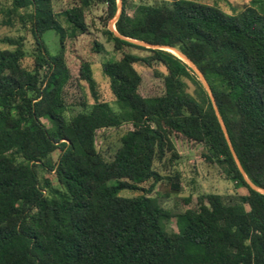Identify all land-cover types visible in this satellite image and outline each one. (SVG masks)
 <instances>
[{
    "label": "trees",
    "instance_id": "trees-1",
    "mask_svg": "<svg viewBox=\"0 0 264 264\" xmlns=\"http://www.w3.org/2000/svg\"><path fill=\"white\" fill-rule=\"evenodd\" d=\"M52 2L10 0L8 13L23 27L29 23L30 50L21 36L0 37L12 46L0 49V264H264V193L238 169L194 70L167 50L115 35L108 22L117 0H70L57 12ZM257 2L226 13L197 0H121L113 26L122 36L175 47L196 65L247 178L264 188V0ZM93 3L105 5L101 33L120 52L101 63L114 105L97 98L87 60L79 62L76 79L87 84L93 102L67 98L64 39L87 29L85 11ZM47 30L58 36L55 53L42 37ZM101 49L93 41V50ZM155 62L166 69L163 90L142 96L134 64ZM75 107L81 110L71 113ZM123 126L106 157L98 133ZM173 134L197 144L202 159L245 193L207 192L178 212L163 206L150 194L164 178L155 162L166 161L169 189L181 190ZM171 218L176 230L166 228Z\"/></svg>",
    "mask_w": 264,
    "mask_h": 264
},
{
    "label": "rangeland",
    "instance_id": "rangeland-1",
    "mask_svg": "<svg viewBox=\"0 0 264 264\" xmlns=\"http://www.w3.org/2000/svg\"><path fill=\"white\" fill-rule=\"evenodd\" d=\"M130 3H152L154 0H128ZM203 3L213 4L225 11L226 13H233L241 9L245 5H252L258 7L257 0H197ZM119 4V0H117ZM70 5V0H53V11L57 12ZM10 8V0H0V37H23L25 50L31 48V35L29 32V23L23 27L18 17L12 13H8ZM130 13V10H127ZM22 12V10H20ZM105 15V5L102 3L91 4L89 10L85 11V21L88 25L83 33H78L74 37L66 36L64 39V57L70 68L71 78L67 86V98L72 97L73 101L84 99L87 103L93 102L87 84L83 80H77V68L79 62L82 60L89 61L92 69V75L96 81V93L99 100H104L113 104L114 90L108 78L102 73L101 63L107 59H114L119 56V51H115L110 42H107L101 33L103 21L100 18ZM114 18L110 19L108 26L112 27ZM64 25V23H63ZM66 26V25H64ZM48 51L55 53L59 47V39L53 30H47L42 35ZM93 41H97L102 45V49L98 52L93 50ZM7 43L0 42V49L11 48ZM131 51L145 54L146 51H138L132 49ZM22 63L26 67H30L32 60L29 56L22 59ZM134 67L141 75V83L139 86V93L142 96L159 94L163 90L162 74L166 73L165 67L160 63H153L151 67L145 66L142 63H135ZM187 90L193 92L194 85L186 80ZM79 84L80 86H75ZM73 86V87H70ZM73 94V95H72ZM82 97V98H81ZM81 110L80 107H75L71 113ZM125 127L119 129H107L104 132H99L96 140L98 149L107 157L110 156L119 144V136L124 132ZM171 140L174 148L179 155L175 160L176 168L180 174L181 190L174 192L169 189L166 174H168V166L165 162H155L154 167L163 175L161 181L157 182L154 189L150 192L151 195L158 196L161 204L173 212L182 211L186 207H194L196 205L197 197L200 194L207 192H218L221 194H228L232 192L245 193V188L238 186L233 181L224 177L222 168L219 166L209 164L204 161L200 155V149L197 144L180 138L179 135L173 134ZM57 152L52 154L56 157ZM151 181H146L141 187L147 188ZM141 190H122L120 194L125 196L136 195L141 193ZM189 198L188 203H184V199ZM166 228L169 230H176L174 218L166 222Z\"/></svg>",
    "mask_w": 264,
    "mask_h": 264
},
{
    "label": "water",
    "instance_id": "water-1",
    "mask_svg": "<svg viewBox=\"0 0 264 264\" xmlns=\"http://www.w3.org/2000/svg\"><path fill=\"white\" fill-rule=\"evenodd\" d=\"M120 10H121V0H119V4H118V10H117V13L114 17V20L118 17L119 13H120ZM113 20V22H114ZM113 22H112V27L111 29L114 31L115 35H117L118 37L122 38V39H125L127 41H130L132 43H135V44H138V45H142L144 47H149V48H158V49H163V50H167L169 52H171L172 54H174L176 57H178L179 59L183 60L184 62H186L193 70L194 72L197 74L199 80L201 81L203 87L205 88L209 98H210V101H211V104H212V107H213V110L216 114V117H217V120L220 124V127L222 129V132H223V135L225 137V140L227 142V145L229 147V150L231 152V155L238 167V169L240 170V172L242 173V175L244 176V179L245 181L248 183V185L256 190V191H259L261 193H264V188H261L255 184H253L246 176L242 166H241V163L235 153V150L231 144V141H230V138H229V135L227 133V130H226V127L223 123V120L221 118V115L219 113V110H218V107L216 105V102H215V99H214V96L211 92V89L206 81V79L204 78V76L202 75V73L199 71V69L196 67V65L184 54L182 53L180 50H178L177 48L175 47H172V46H169V45H162V44H152V43H148V42H145V41H142V40H137V39H132V38H128V37H125V36H122L120 34H118L115 29H114V26H113Z\"/></svg>",
    "mask_w": 264,
    "mask_h": 264
}]
</instances>
